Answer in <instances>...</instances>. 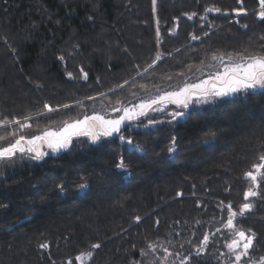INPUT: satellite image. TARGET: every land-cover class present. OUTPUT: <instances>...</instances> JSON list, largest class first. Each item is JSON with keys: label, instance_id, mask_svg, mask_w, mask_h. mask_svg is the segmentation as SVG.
Here are the masks:
<instances>
[{"label": "trees", "instance_id": "1", "mask_svg": "<svg viewBox=\"0 0 264 264\" xmlns=\"http://www.w3.org/2000/svg\"><path fill=\"white\" fill-rule=\"evenodd\" d=\"M260 6V0H0L1 118L32 117L30 127H0V147L135 103L156 88L184 85L198 73L205 77L214 55L260 52L264 20L252 13ZM238 9L247 15L236 20ZM156 27L161 60L140 74L158 54ZM191 35L201 38L189 45ZM66 73L81 82L71 83ZM102 77L112 83L103 104L95 97L44 108L69 90L70 102L98 95L88 90ZM6 90L22 93L25 104L4 101ZM175 108L149 111L95 143L73 136L68 148L39 160L18 151L0 160V205H7L0 207V264H80L77 257L84 264H138L150 245L159 255L165 247L176 251L177 264L186 256L187 264H234L226 246L233 231L254 234L250 259L241 264L264 257V180L254 185L244 176L264 155V90ZM175 111L183 115L173 120ZM121 159L124 169L116 167ZM250 188L257 195L245 201ZM246 202L252 208L240 215ZM229 205L237 213L234 230L227 227ZM205 234L209 241L197 254Z\"/></svg>", "mask_w": 264, "mask_h": 264}, {"label": "snow or ice", "instance_id": "2", "mask_svg": "<svg viewBox=\"0 0 264 264\" xmlns=\"http://www.w3.org/2000/svg\"><path fill=\"white\" fill-rule=\"evenodd\" d=\"M155 4V0H153ZM261 7L264 8V0H260ZM205 11H219V9L208 8ZM242 12L243 9L238 10ZM195 15V14H193ZM259 16L264 17V11L258 13ZM189 19H192V16H189ZM159 35V33H157ZM191 39H199L198 36L192 35ZM62 59V57H61ZM161 59L158 55L153 64L157 60ZM214 60H218L222 66V71H217L215 75L209 74L208 79H202L198 83H185L183 87H179L175 91H165L162 94H158L155 97L142 100L139 104L133 105L131 107L115 108L113 107V112H120L121 115L116 119H106L103 115L94 114L92 116H85L83 120H77L74 123L68 124L65 123L64 127L59 133L56 132H45L42 136H33L31 139H26L25 136L20 135L18 139H15L14 143H10L7 147H0V160H11L15 153L18 151L20 153H31L32 159L39 160L45 153L41 151L37 146V141H46L48 148L53 152L59 149H65L69 147V143L73 136L85 135L90 138V140L95 143L101 137L111 136L113 133H119L121 130V125L125 121H132L137 119L140 116H146L149 111H161L164 109V106L167 103L176 104L178 107L182 106L187 108L189 103L195 98L196 103H207L210 102L213 98L225 97L236 93L248 92L253 89H264V49L260 52L249 53V54H240L235 55L228 54L227 59L225 60L224 56H213ZM151 67V65H149ZM81 71H83L81 69ZM71 77V73H68ZM84 78H87V73H84ZM210 85V87H209ZM119 87V86H118ZM89 99H92L91 97ZM119 103V101L117 102ZM64 107H68L65 105ZM44 108L48 111H53V109L45 104ZM171 117L175 120L177 117H181L183 112L175 111L172 112ZM32 117H24L25 122H21L19 119L13 118V120H8L7 118L0 120V127L9 125V124H18L21 129L25 127H30V124L26 122L29 121ZM159 123V121L149 120L148 125H153ZM51 138V139H49ZM4 137H0V140H3ZM122 141L125 140L123 135L120 136ZM173 144L168 148V151L171 153L175 150V136L172 138ZM24 142L27 147L22 146ZM127 143L133 145L134 148H138L139 145L133 144L131 139L127 140ZM261 163H254L252 168L254 171H246L244 176L249 178L255 185L259 180H264V155L259 157ZM116 167L118 169H124L126 166L121 159L117 163ZM86 184H80L79 188H86ZM62 190V189H61ZM257 193L251 188L245 191L244 199L248 200L249 197L256 196ZM0 207H7V205H0ZM252 205L250 203H244L239 209V214L243 215L246 211H250ZM237 216V213L232 210V206H228V219L227 227L234 230V219ZM137 221L140 219L136 217ZM219 231V229H217ZM236 239H233L226 246L230 252L235 253V261L239 264L241 257L248 254V250L253 247L254 234L248 235L244 231H235ZM209 235L205 234L203 239L200 241L199 246L196 251L197 254L204 251L207 242L209 241ZM41 248H46L47 244L40 245ZM92 247L96 248L99 245H93ZM155 247V245H151ZM242 249L241 251H238ZM165 253L168 249L164 248ZM90 256L91 253H88ZM78 260L81 257H77ZM190 257H183L181 264H187ZM261 264H264V257H261Z\"/></svg>", "mask_w": 264, "mask_h": 264}, {"label": "rangeland", "instance_id": "3", "mask_svg": "<svg viewBox=\"0 0 264 264\" xmlns=\"http://www.w3.org/2000/svg\"><path fill=\"white\" fill-rule=\"evenodd\" d=\"M238 10H240V9H238ZM238 10H235L234 11V15L236 16V20L237 19H239L241 16L243 17V16H245V15H247V12L246 11H242V12H239ZM261 11H264V8H262L261 6L259 7V8H257V9H255L254 11H252V13L254 12V14L256 15L255 17L257 18V19H260V20H264V17H261V16H259L258 15V13L259 12H261ZM209 11H206V13H208ZM210 13V12H209ZM214 14H216V13H214ZM189 16H192V19H190L191 21H193V17H194V15H189ZM189 16H188V18H189ZM200 20H207V16L206 15H202V17H200ZM194 23V22H193ZM194 27L195 28H197L198 29V31L200 30V29H202V26H203V24H202V21H200L199 23H198V25L196 24V23H194ZM211 26H213L212 24H211ZM195 28H193V29H195ZM177 29H178V26L176 25V26H174L172 29H171V31H170V33L172 34V35H175L176 34V32H177ZM156 42H157V49H158V54L156 55V57L159 55L160 57H161V55H160V52H159V47H160V45H161V39L159 38V36H158V34L157 33H159V30H158V28L156 27ZM195 31H196V29H195ZM200 32H202V31H200ZM191 37H192V35H191ZM201 38V37H200ZM199 38V39H200ZM199 39H196V40H191L192 42L191 43H189V45L190 44H192V43H194L195 41H198ZM137 56H139L138 54H137ZM156 59V58H155ZM227 59V57L225 56V60ZM161 59H159V60H157L156 61V63L158 62V61H160ZM144 62V60H142V62H141V65H142V63ZM155 63V64H156ZM155 64H153L152 63V65H151V67L153 66V65H155ZM214 66L215 67H210L209 68V70H207V72H205V74L207 75V76H205V77H202V73L201 74H197L196 76L197 77H195L194 78V80L192 81V82H189V84H191V83H198L200 80H202V79H208L209 78V74H212L213 76L215 75V73L217 72V71H222L223 69H222V66H221V64H220V62L218 61V60H216L215 61V63H214ZM151 67H147V68H145L140 74H143V73H145V72H147ZM83 72L81 71V75L84 77V74H82ZM72 75H71V77H69V75H68V73H66V78H70V80H72V78H74V81H72L71 83H73V84H75L76 85V81H79V82H81L80 80H78V79H76L75 80V76L76 75H74L75 73H71ZM100 79V78H99ZM78 82V83H79ZM112 85V83H109V82H106L105 81V77H102L101 78V80L100 81H98V83H97V86H89V90H88V93L89 92H91V91H94V92H98V91H100L101 93H99L98 95H95V96H92L91 98L92 99H94L95 97H99V98H102V104H103V102L105 101V99H103L104 97H102V96H104V95H106V94H108L109 92H103V91H105V90H107L108 89V87L109 86H111ZM51 85H47L46 84V89H47V91L49 90V91H51V88H53L52 86L50 87ZM179 87H183V85H179V86H174V87H171V88H168V89H158V88H156L155 90H152L153 92V94H151V95H149L148 94V96L146 97V96H143V97H141L138 101H136L135 103H125V104H122V105H119L118 107H116V108H123V107H131V106H133V105H136V104H139L142 100H146V99H149V98H152V97H155L156 95H158V94H162L163 92H165V91H175V90H177ZM209 87H210V85H209ZM119 88V87H118ZM144 88V87H143ZM117 89V88H116ZM60 90H62V89H60ZM261 90H264V89H259V88H257V89H253V90H249L248 92H254V91H261ZM59 91V90H58ZM113 91V90H112ZM112 91H110V92H112ZM69 92H70V90L69 91H66L64 94H63V97L64 98H62V99H60V100H53V104H54V108H52L53 109V111L54 110H60L61 108H66V107H64L65 105H67L68 107H71V106H73V105H75V104H78V102H85V101H88V100H90L89 98L90 97H86V98H84L82 101H73V102H70V101H66V100H69V98L71 97V94H69ZM244 93H246V92H241V93H236V94H232V95H229V96H225V97H219V98H213L210 102H207V103H203V102H201V103H196L195 102V98L193 99V101L192 102H190L189 103V105H193V104H197V105H202V104H210V103H214V102H217V101H220V100H224V99H227V98H234V97H237V96H240V95H242V94H244ZM20 94H22V93H18V94H15L14 93V91L13 90H6L5 92H2L1 93V96H2V98L4 99V101H10L11 99H13V98H15V99H18V98H20V99H26L27 97L26 96H23V97H21V95ZM51 95H52V93H50ZM54 94V93H53ZM14 96V97H13ZM78 96H81V94H79ZM72 98H75L74 96L72 97ZM112 98L114 99L115 97L114 96H112ZM108 99H111V98H106V100H108ZM101 102H99L98 101V104H100ZM24 104H25V100H24ZM0 105H1V103H0ZM60 105H62V106H60ZM170 106H177L176 104H172V103H167L165 106H164V109L163 110H161V111H155V112H157L158 114H163V113H165V112H167L168 111V109L170 108ZM2 107V106H1ZM24 108H26V105L24 106ZM112 109L113 108H111V109H109L108 111H105V112H103V113H94V114H99V115H103L106 119H116V118H118V113L121 115L122 113H120V112H113L112 111ZM175 109H177V110H180V108L177 106V108H175ZM46 111L47 112H51V111H48L47 109H46ZM94 114H92V115H94ZM92 115H90V116H92ZM117 115V116H116ZM84 117L85 116H83V117H81V118H78V119H74V120H71V121H68V122H65V123H68V124H71V123H74L75 121H77V120H83L84 119ZM3 118V117H2ZM1 118V113H0V120H3ZM127 122H129V121H125V122H123L122 123V125H121V127L124 125V124H126ZM65 123L64 124H62V125H60V126H56V127H53V128H50V129H46L45 131H43L42 132V135L47 131V132H56V133H59L60 131H61V129L64 127V125H65ZM49 139H51V138H49ZM36 146L41 150V151H43L44 153H45V155H47L49 152H52V153H57V152H59L60 150H62V149H59V150H57V151H55V152H53L50 148H48V146H47V142L46 141H43L41 144L37 141L36 142ZM234 233V235L232 236V239H236V236H235V231H233L232 232V234ZM242 249H239L238 251H241ZM158 253H160V252H156V249H155V247H151V245L149 246V248L148 249H145L144 250V252H143V255H144V257H143V259H142V261L140 262V263H138V264H177V262L178 263H180V260L178 259V258H176V257H174V255H175V253H176V251L175 252H173V251H167V253H165V251L163 250V254L162 255H159ZM231 257H232V259L234 260V264H237V262L235 261V253H233V252H231ZM250 259V257H248V255H246V256H242L241 257V260L242 259ZM85 260V259H84ZM178 260V261H177ZM241 260H240V262H239V264H241ZM81 263H83V260H80V264ZM258 263H261V259L260 260H257V261H254V260H252L251 262H249L248 264H258Z\"/></svg>", "mask_w": 264, "mask_h": 264}, {"label": "water", "instance_id": "4", "mask_svg": "<svg viewBox=\"0 0 264 264\" xmlns=\"http://www.w3.org/2000/svg\"><path fill=\"white\" fill-rule=\"evenodd\" d=\"M80 260H83V263H81V264H84V263H85V260H84V258H81Z\"/></svg>", "mask_w": 264, "mask_h": 264}, {"label": "flooded vegetation", "instance_id": "5", "mask_svg": "<svg viewBox=\"0 0 264 264\" xmlns=\"http://www.w3.org/2000/svg\"><path fill=\"white\" fill-rule=\"evenodd\" d=\"M85 262H86V260H85Z\"/></svg>", "mask_w": 264, "mask_h": 264}]
</instances>
